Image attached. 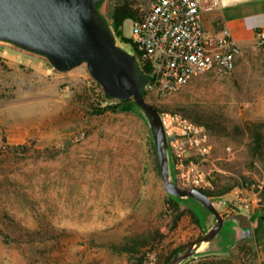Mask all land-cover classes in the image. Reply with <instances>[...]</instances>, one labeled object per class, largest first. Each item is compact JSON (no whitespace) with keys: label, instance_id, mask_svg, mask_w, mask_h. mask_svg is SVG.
I'll return each mask as SVG.
<instances>
[{"label":"rangeland","instance_id":"374dc122","mask_svg":"<svg viewBox=\"0 0 264 264\" xmlns=\"http://www.w3.org/2000/svg\"><path fill=\"white\" fill-rule=\"evenodd\" d=\"M118 1L106 0L110 22ZM132 24L123 21L126 41L119 39L131 53ZM0 49V264H134L112 244L149 232L155 238L136 256L166 264L172 251L212 227L211 212L205 227L190 211L178 217L147 122L129 110H101L118 100L104 96L85 65L61 71L15 46ZM150 102L206 125L213 143L204 166L213 176L208 190L223 198L224 216L235 213V188L264 181V51L241 52L232 71H205ZM260 195L255 226L226 222L209 250L182 264H264V189Z\"/></svg>","mask_w":264,"mask_h":264},{"label":"water","instance_id":"95a60500","mask_svg":"<svg viewBox=\"0 0 264 264\" xmlns=\"http://www.w3.org/2000/svg\"><path fill=\"white\" fill-rule=\"evenodd\" d=\"M105 6L106 0H0V43L43 57L61 71L85 65L109 96L133 100L130 110L148 124L168 195L192 197L215 216L207 232L182 245L166 263L182 264L209 250L226 222L249 227L253 215L238 211L224 216L222 197L214 200L200 187L176 182L171 166L173 137L164 125L163 111L146 98L151 76L139 58L118 42Z\"/></svg>","mask_w":264,"mask_h":264},{"label":"built area","instance_id":"2783aa9c","mask_svg":"<svg viewBox=\"0 0 264 264\" xmlns=\"http://www.w3.org/2000/svg\"><path fill=\"white\" fill-rule=\"evenodd\" d=\"M220 3L221 0H150L137 18H131L132 53L151 76L146 86L148 101L177 92L205 71L230 72L235 68L241 48L230 28L209 31L203 23V10ZM117 39L123 40L118 35ZM255 47L264 51V31L258 32ZM1 56L4 54L0 49ZM163 121L173 137L171 160L177 183L211 189L213 176L204 166L211 161L213 143L206 125L181 110H163ZM83 136L80 133L76 138ZM257 187H236L239 204L232 205L229 211L250 212L259 206L264 181Z\"/></svg>","mask_w":264,"mask_h":264},{"label":"trees","instance_id":"16d2710c","mask_svg":"<svg viewBox=\"0 0 264 264\" xmlns=\"http://www.w3.org/2000/svg\"><path fill=\"white\" fill-rule=\"evenodd\" d=\"M139 0H119L113 5L112 12H111V25L115 29V33L120 36L123 40L126 41V37L122 33V23L125 19L127 18H137L139 16L140 11L138 8L135 7V3H137ZM98 83V82H97ZM98 85L101 87L103 94L106 98L109 99H116L118 100L117 103L115 104H108L105 107L101 108V110L105 109H114V110H130V106L133 102L131 98H114L109 96L103 87L98 83ZM163 111V110H162ZM257 139L260 142L261 137L263 136L262 133L257 130ZM152 142V146L155 148V145ZM258 147H260V143L257 144ZM156 150V149H155ZM173 171V169H172ZM176 180V176H175ZM177 182V180H176ZM230 187L225 188V190L221 191L222 194L226 191H228ZM211 198H213L212 193L209 190H205ZM168 204L179 211L178 217L182 214L185 213V211H190L192 213V216L194 217L195 221L200 224L202 227H205L206 225V219H207V214L210 212L206 207H204L201 203L196 201L192 197H179V196H172L168 195L167 199ZM234 224V223H233ZM235 225V224H234ZM163 235V234H160ZM152 232L144 234L142 237L140 236H134L131 237L128 241H126L123 244H112V248L115 249L116 251H125L131 255V257L135 258L134 264H144L145 262V256L146 254L144 253L141 256H136V253L140 251V247L148 245L152 239L155 237H151ZM152 251V250H149ZM177 251L174 250L172 251L165 259L164 262H168L169 259L175 254ZM155 264H159L158 262Z\"/></svg>","mask_w":264,"mask_h":264},{"label":"crops","instance_id":"0c3cea01","mask_svg":"<svg viewBox=\"0 0 264 264\" xmlns=\"http://www.w3.org/2000/svg\"><path fill=\"white\" fill-rule=\"evenodd\" d=\"M203 23L207 30L218 31L222 27H229L233 36L241 48L246 52L255 48L259 31H264V0H221L219 6L211 10H203ZM253 209L243 212L249 216L253 215L252 224L260 221L258 212ZM249 227H245L247 229ZM214 242V241H213ZM213 244V243H212ZM257 264L256 259L244 260Z\"/></svg>","mask_w":264,"mask_h":264}]
</instances>
